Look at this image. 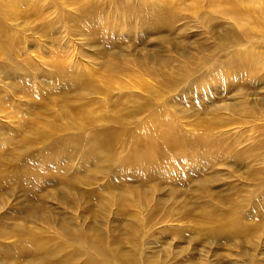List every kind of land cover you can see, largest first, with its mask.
Here are the masks:
<instances>
[{"label": "rangeland", "instance_id": "374dc122", "mask_svg": "<svg viewBox=\"0 0 264 264\" xmlns=\"http://www.w3.org/2000/svg\"><path fill=\"white\" fill-rule=\"evenodd\" d=\"M101 135L118 146L100 178L99 151L81 155L104 151ZM78 173L68 188L86 195L65 189L72 201L60 202ZM262 190L264 0H0V246L18 244L8 264H45L44 241L25 247L36 233L77 246L65 231L110 247L104 264L134 246L138 264H264ZM231 203L251 215L233 237L206 220Z\"/></svg>", "mask_w": 264, "mask_h": 264}, {"label": "bare ground", "instance_id": "6f19581e", "mask_svg": "<svg viewBox=\"0 0 264 264\" xmlns=\"http://www.w3.org/2000/svg\"><path fill=\"white\" fill-rule=\"evenodd\" d=\"M241 9H242V7H240L239 6V4H234L233 5V3L232 4H230V8H227L226 9V12L228 13V14H230L231 16H232V18L234 17V18H236L237 16H240V17H244V10L243 11H241ZM226 13V14H227ZM246 61V60H245ZM247 66V65H246ZM237 67H238V65H237ZM236 67V68H237ZM245 67V66H244ZM248 68V67H247ZM238 72H239V74L240 75H242V74H244V72L245 71H241L240 69H238ZM248 73H251V76H250V78H249V83L252 85V86H255V85H257L258 86V84H257V73H255V71H253L252 70V67H251V65H249V68H248ZM235 86H238V87H240L241 86V83L238 81V80H236L235 81ZM80 112V111H79ZM78 112V113H79ZM101 137H102V139H100V147H102L103 149H104V151H100L99 150V148L97 147V146H94V145H92V144H90V147H87V148H84V151H87L86 153H84V154H82L81 155V157L82 158H88V159H90V160H92V161H96V159H95V156L93 155V154H91L90 153V150H97V151H99V153H100V155H99V159L97 160V161H99L100 162V165H98V166H96L95 167V169H93V174L96 172V171H98V169H99V172H100V178H101V176L103 175L102 174V168H103V165H105V163H104V161H103V158H104V156H105V154H109L110 152V150L112 149H114L116 146H118V144L115 146V141H113L112 139H109V140H107L106 138H104L102 135H101ZM218 142L215 144L214 142L213 143H211V144H209V146L210 147H213V148H217L218 147ZM210 150H211V148H210ZM214 151V150H213ZM212 152V151H211ZM220 152L221 151H217L216 153H214V152H212V153H214V156L215 157H217V158H221L222 156H219V154H220ZM112 159V158H111ZM113 159H118L119 161H122L123 159H121V158H117V157H113ZM221 160V159H220ZM49 161H51V160H49ZM218 161H219V159H218ZM110 162V161H109ZM217 162V161H216ZM79 174L80 173H78L77 175H75V176H73V177H69V178H66V181H67V183L65 182V181H63V184H65L62 188H61V186H58L57 187V193L56 194H58L57 196H59V199L61 198V200H59L60 202H64V204H68V203H71V201H72V195H67L66 194V192L67 191H63V190H68V193L69 192H76V193H78V194H83V196L84 195H86L85 194V192L83 193V192H81L80 190H72V189H69L68 188V185H70V187H72V184L73 183H77L78 182V179L80 178V176H79ZM108 180V179H107ZM208 184V183H207ZM110 185V184H109ZM63 191V192H62ZM263 192H262V194L264 195V190H262ZM70 194V193H69ZM72 196V197H71ZM229 197V196H228ZM227 197V198H228ZM97 198V197H96ZM227 198H223L222 200H225V199H227ZM89 200V202L91 201V199H88ZM122 200H123V202L125 203V204H131V205H134V202L135 201H132V200H128V198L127 199H125V196L122 198ZM136 201H138V199H135ZM264 202V201H263ZM137 203H140V201L139 202H137ZM230 206L231 207H228L227 209H226V211L225 212H219V211H216L214 208H213V212L210 214V215H208L207 217H209L208 219H206L207 221H218L219 222V220H224V221H227L228 222V225L226 226V230L225 231H227V232H225L224 230H222L223 231V233H227V234H229L230 235V237H233V231H235L234 229H233V225H234V227H236V228H238V227H240V225H241V223L248 217V216H251V215H247V212L244 210V205L241 203V206H240V209L241 210H234L233 211V203H231L230 204ZM44 209V205H41L39 202H34L33 203V205L30 207V210H31V212H32V214H36L37 213V210H43ZM129 210V209H128ZM62 213V212H61ZM37 215V214H36ZM205 218H206V215L205 214H202ZM151 217H149L148 219H147V222H148V220L150 219ZM230 221L232 222V225H229V223H230ZM209 222V223H210ZM215 223V222H214ZM225 223V222H224ZM219 225V224H218ZM260 225V224H259ZM261 226H262V224H261ZM260 226V227H261ZM18 227V226H17ZM30 227V226H29ZM259 227V228H260ZM217 228V227H216ZM258 228V229H259ZM16 229V228H15ZM14 229V230H15ZM24 229H25V227H24ZM30 229V228H29ZM13 230V231H14ZM23 230V229H22ZM32 230V229H31ZM27 231H28V229H27ZM27 231H25V233L27 232ZM255 231V230H254ZM15 232V231H14ZM29 232L31 233V232H34L33 230L32 231H30L29 230ZM65 233H68V234H70V236H72L73 238L72 239H77V246H73L71 243H68V242H62L61 244L60 243H57V245L56 246H54L53 245V242L54 241H57V239L54 237L53 239L51 238L50 240H49V237H46V238H44V239H41V238H39V237H41V234H39V235H36V234H38V233H36L35 234V236H34V239H31V241H30V246L29 245H27V244H25V247H26V249H28L29 247H31V246H37V243H39L40 241H44V250H45V254H46V256H47V260H46V262H45V264H62V263H65L66 264V262H67V264H104V263H99V261H98V259H100L101 257H103L104 256V249H105V247L106 246H104V248L99 244L98 246L96 245V246H94L95 244H92L91 243V241H90V243H89V245L87 246V239L86 238H90V235H88V234H86L85 232H82V234L81 235H79V232L78 233H73V232H71V231H65ZM254 233V232H253ZM12 234V233H11ZM29 234V233H28ZM5 235V234H4ZM4 235H0V237H3ZM8 235V234H7ZM6 235V236H7ZM27 235V234H26ZM31 235H32V233H31ZM30 235V236H31ZM15 237V236H14ZM32 237V236H31ZM44 237V236H43ZM28 238V237H27ZM86 239V240H85ZM50 241V242H49ZM1 242V241H0ZM95 243H97L98 244V242L97 241H95ZM4 244V243H3ZM22 244V243H21ZM86 245L87 246V248L86 249H84V247H83V245ZM233 244V243H232ZM20 245V244H19ZM24 245V244H23ZM18 246V244H16V245H14V246H11L10 248L9 247H2V246H0V264H8L10 261H11V258H13L14 257V255L13 254H15L14 253V251H10V249H15L16 247ZM72 247H74L73 249H71ZM124 248H126L127 250H128V247H125L124 246ZM17 249V248H16ZM92 249H94L95 250V252H96V254L95 253H91V250ZM100 249L102 250V251H100ZM131 249V248H130ZM128 250L127 251V253L129 254V255H133V254H135V252H134V250L135 251H137V248H136V246H134L133 247V250ZM88 250H90V251H88ZM109 250H111L110 249V247L109 248H107L106 249V251H109ZM139 250V249H138ZM230 250V249H229ZM4 251V252H3ZM68 251V252H67ZM80 251V253L78 254L79 255V257L78 258H75V254L76 253H78ZM106 251H105V256L104 257H106V256H108V255H111L110 253H106ZM1 253H3V254H1ZM67 253V254H66ZM24 254V253H23ZM61 254V258H59V255ZM83 255H85V257H87L86 259H85V261H82L81 259H80V256H83ZM129 255H127V254H124V253H120V254H118V253H116V257L118 258V260H119V262H120V264H125V263H122L120 260H124L125 262H126V260H128L127 261V264H138L140 261H141V259H133L132 257H130ZM69 257H73V258H71L70 260H69ZM104 257H103V259H104ZM57 258V259H56ZM110 258H112V257H110ZM110 258H108V259H106L105 261H106V263H110ZM54 259H56V260H54ZM141 263H147V259L145 258V257H143L142 256V262ZM140 263V264H141Z\"/></svg>", "mask_w": 264, "mask_h": 264}]
</instances>
